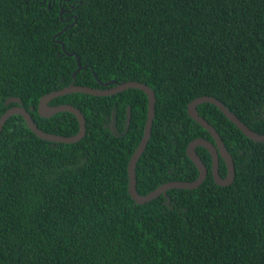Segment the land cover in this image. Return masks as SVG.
Listing matches in <instances>:
<instances>
[{
  "label": "trees",
  "instance_id": "16d2710c",
  "mask_svg": "<svg viewBox=\"0 0 264 264\" xmlns=\"http://www.w3.org/2000/svg\"><path fill=\"white\" fill-rule=\"evenodd\" d=\"M77 57L76 85L136 81L156 94L152 136L136 166L140 195L198 177L187 146L212 137L188 116L197 97L219 99L264 134V0H0V116L16 97L44 132L75 135L73 114L42 118L37 106L71 84ZM60 104L84 114L80 142L42 140L19 115L0 134V264H264V143L201 104L233 157L234 182L216 185L211 156L198 147L208 168L198 189L138 205L127 168L147 96L129 89L50 102Z\"/></svg>",
  "mask_w": 264,
  "mask_h": 264
},
{
  "label": "water",
  "instance_id": "95a60500",
  "mask_svg": "<svg viewBox=\"0 0 264 264\" xmlns=\"http://www.w3.org/2000/svg\"><path fill=\"white\" fill-rule=\"evenodd\" d=\"M45 1V0H44ZM63 11L60 15H62ZM73 25V24H72ZM71 25V26H72ZM67 28H64L59 34L63 33ZM63 50H64V45ZM70 56L75 55L74 53H68ZM77 70L73 73V81L68 86L60 89L52 91L48 94L43 95L37 106V111L40 117L42 118H50L61 112H68L75 116L79 124V130L75 135L72 136H62L52 133H47L41 130L37 124L35 123L30 112L21 105V100L16 97H10L5 101V105L16 104L10 108H8L1 116H0V134L3 130V127L7 120L14 115L21 116L27 127L33 132L38 138L53 142V143H61V144H75L80 142L87 133V122L84 114L81 110L71 104H60V105H50V102L56 98L61 96H65L68 94L81 93L95 97H109L114 96L119 93H122L129 89H135L142 91L148 100V108H147V118L144 126L143 136L141 138L140 143L137 148L133 152L127 168L128 173V193L135 204L143 205L148 202H151L160 196H164L167 198L169 202L170 199L167 196V192L173 189L179 190H195L198 189L206 180L208 176V168L200 158L197 153V148L202 147L206 149L211 156V174L213 177V181L216 185L220 187H228L230 186L234 180L236 175L235 163L232 155L224 144L220 134L217 130L206 120L204 119L198 112L197 107L201 104H212L216 106L226 118L232 122L247 138L254 142L264 143V134L257 133L250 129L244 122L240 120L232 111H230L225 104H223L219 99L213 96H201L192 100L187 107L188 116L193 119L198 125H200L204 130H206L212 137V141L207 140L205 138H196L192 140L186 149V154L188 158L192 161L194 166L197 168L199 175L194 181H171L164 183L157 187L152 192L147 195H140L137 191V179H136V166L143 153L145 152L147 145L152 136V128L153 122L155 118V108H156V94L154 90L149 87L147 84L136 81H124V82H116L111 81L104 85L105 88H93L89 86H80L76 85V75L80 72L83 67L80 63V59L77 57ZM33 110V107L30 108ZM130 112L128 113L127 124L130 122ZM221 159L224 161L227 172L223 177L220 173V161Z\"/></svg>",
  "mask_w": 264,
  "mask_h": 264
},
{
  "label": "flooded vegetation",
  "instance_id": "af4514ba",
  "mask_svg": "<svg viewBox=\"0 0 264 264\" xmlns=\"http://www.w3.org/2000/svg\"><path fill=\"white\" fill-rule=\"evenodd\" d=\"M111 129L113 130L114 133H116V131L114 130V128H112V124H111Z\"/></svg>",
  "mask_w": 264,
  "mask_h": 264
}]
</instances>
